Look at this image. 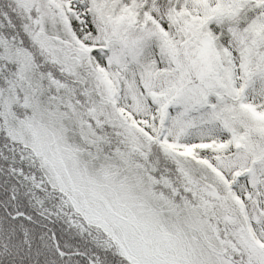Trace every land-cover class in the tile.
Returning a JSON list of instances; mask_svg holds the SVG:
<instances>
[{
	"label": "snow or ice",
	"instance_id": "6c2138e0",
	"mask_svg": "<svg viewBox=\"0 0 264 264\" xmlns=\"http://www.w3.org/2000/svg\"><path fill=\"white\" fill-rule=\"evenodd\" d=\"M0 264H264V0H0Z\"/></svg>",
	"mask_w": 264,
	"mask_h": 264
}]
</instances>
